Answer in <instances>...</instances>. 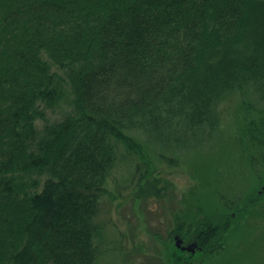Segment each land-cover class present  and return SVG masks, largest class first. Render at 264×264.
<instances>
[{
	"label": "trees",
	"instance_id": "obj_1",
	"mask_svg": "<svg viewBox=\"0 0 264 264\" xmlns=\"http://www.w3.org/2000/svg\"><path fill=\"white\" fill-rule=\"evenodd\" d=\"M249 86L264 101V0H0V264H100L120 147L211 138L221 104ZM259 123L240 146L264 166ZM225 221L170 236L207 256L225 249Z\"/></svg>",
	"mask_w": 264,
	"mask_h": 264
},
{
	"label": "rangeland",
	"instance_id": "obj_2",
	"mask_svg": "<svg viewBox=\"0 0 264 264\" xmlns=\"http://www.w3.org/2000/svg\"><path fill=\"white\" fill-rule=\"evenodd\" d=\"M66 109L49 112V118L60 121ZM262 111L264 101L249 86L221 104L211 138L175 150L144 144L140 152H130L121 146L98 219L103 225L100 264H264V166L248 158V143L240 146L242 125L263 120ZM37 125L42 128L43 122ZM136 138L147 141L142 133ZM156 180L161 194H140L145 181L154 186ZM248 196L253 197L245 209L241 203ZM239 205L242 212L231 210ZM228 218L225 249L214 254H182L170 238L176 224L218 225Z\"/></svg>",
	"mask_w": 264,
	"mask_h": 264
},
{
	"label": "flooded vegetation",
	"instance_id": "obj_3",
	"mask_svg": "<svg viewBox=\"0 0 264 264\" xmlns=\"http://www.w3.org/2000/svg\"><path fill=\"white\" fill-rule=\"evenodd\" d=\"M177 237H179L178 235H172V236H170V238H171V240L173 239L174 241H175V243H176V238ZM169 238V239H170ZM183 240V239H182ZM197 244L196 242H192L191 244ZM191 244H186V242L183 240V244H182V247H188V246H190ZM197 248L195 249V252L193 253V252H190V251H183L182 250V248H177V246H176V248L179 250V252H181L182 254H192V255H195L198 251H202L201 250V248L199 247V245L197 244Z\"/></svg>",
	"mask_w": 264,
	"mask_h": 264
},
{
	"label": "water",
	"instance_id": "obj_4",
	"mask_svg": "<svg viewBox=\"0 0 264 264\" xmlns=\"http://www.w3.org/2000/svg\"><path fill=\"white\" fill-rule=\"evenodd\" d=\"M183 240L180 237L176 238V246L177 248H182L183 251H190V252H195V249L198 247L197 244H191L188 247H182Z\"/></svg>",
	"mask_w": 264,
	"mask_h": 264
}]
</instances>
